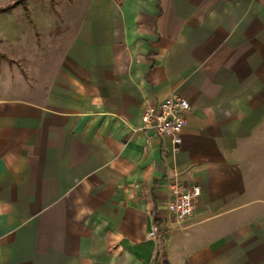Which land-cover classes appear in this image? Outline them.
<instances>
[{
  "label": "crops",
  "instance_id": "obj_1",
  "mask_svg": "<svg viewBox=\"0 0 264 264\" xmlns=\"http://www.w3.org/2000/svg\"><path fill=\"white\" fill-rule=\"evenodd\" d=\"M62 5L42 53L0 27V264H264V0ZM173 96L177 151L141 130ZM175 179L201 190L183 222Z\"/></svg>",
  "mask_w": 264,
  "mask_h": 264
},
{
  "label": "built area",
  "instance_id": "obj_2",
  "mask_svg": "<svg viewBox=\"0 0 264 264\" xmlns=\"http://www.w3.org/2000/svg\"><path fill=\"white\" fill-rule=\"evenodd\" d=\"M190 112V103L185 98L173 96L159 106L146 108L141 130L153 133L172 142L177 151L182 143V135L188 124L187 115ZM171 199L167 204L170 215L177 221L183 222L194 214L195 207L201 195L200 187L186 188L181 181L175 179L169 185ZM166 234L160 226L153 225L148 238L161 241Z\"/></svg>",
  "mask_w": 264,
  "mask_h": 264
},
{
  "label": "rangeland",
  "instance_id": "obj_3",
  "mask_svg": "<svg viewBox=\"0 0 264 264\" xmlns=\"http://www.w3.org/2000/svg\"><path fill=\"white\" fill-rule=\"evenodd\" d=\"M12 1L14 0H0V7ZM64 1L66 0H54V9L50 5V0L34 1L30 8L31 22L27 20L20 7L16 9L19 11H14L12 14L0 15V27L9 32L14 27V31L18 32L19 40L17 38L13 40L12 47L7 49L9 50L7 53H30L37 50L42 53L49 36V32L47 33L45 29L58 28L63 24L64 19L70 16L68 8L62 5ZM6 45H3V49Z\"/></svg>",
  "mask_w": 264,
  "mask_h": 264
},
{
  "label": "trees",
  "instance_id": "obj_4",
  "mask_svg": "<svg viewBox=\"0 0 264 264\" xmlns=\"http://www.w3.org/2000/svg\"><path fill=\"white\" fill-rule=\"evenodd\" d=\"M30 1H33V0H17L13 4L7 5L4 8H0V14H2V13H11V11L14 8L22 7L24 12H25V14H26V16L29 18L30 14H29V10H28V3ZM0 59L1 60H8L7 57H5V56H3L1 54H0Z\"/></svg>",
  "mask_w": 264,
  "mask_h": 264
}]
</instances>
